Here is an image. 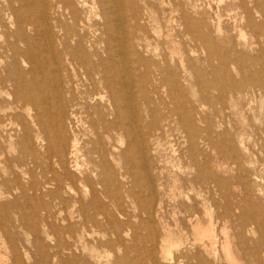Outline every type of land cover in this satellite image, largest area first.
Masks as SVG:
<instances>
[{
  "label": "bare ground",
  "instance_id": "1",
  "mask_svg": "<svg viewBox=\"0 0 264 264\" xmlns=\"http://www.w3.org/2000/svg\"><path fill=\"white\" fill-rule=\"evenodd\" d=\"M27 5L33 6L30 24L34 33L40 36L38 49L28 54L39 59V63L44 61V53L48 51L45 41L52 37L54 56L62 59L56 60L58 66L52 72L57 79L60 73L65 72L62 81L60 78L59 81L65 86L67 84L69 94L73 93L70 102L78 96L82 99V93H74V79L78 76L85 80L84 93L92 96L89 127L95 139L94 146L87 149L88 157L81 153L77 139L68 147L62 141H57L48 151L46 167L39 163L35 165L40 166L45 175L44 181L32 185L31 189H46L45 194L51 199L46 205L51 206H47L40 222L20 218L18 227H24L33 236L31 240L25 239L23 245L2 232L4 239L0 238V264H69L72 259L68 252L74 250V243L80 240L72 231L80 228L84 235L88 223L97 225L101 222L106 235L110 236L109 240L116 245L122 244V239L119 238L121 233L113 229V223L123 226L118 228L120 232L125 229L132 232V237L137 236L136 226L120 221L122 195L137 203L139 195L135 193V188L140 181L138 174L141 173V181L144 182L150 176L149 136L153 137V148L159 154V148L167 144V141H162L170 131V122L175 119L173 114H166L162 122L152 128V120L148 118L154 112V105L164 102V94L192 88L196 86L194 79L196 83L199 82V74L195 70V60H200L198 51L202 54L205 51L203 61L211 70L214 68L213 60H217L221 69L226 70V66H231L241 75L239 81L231 79L227 85L216 86L207 82L205 90H202L205 93L202 99L206 101L199 98L200 107L209 104L213 116L230 109L243 117L250 107V100L254 97L264 98V0H218V5H223L224 11H240L227 15L233 20L232 29L236 35L227 33L219 14L212 19L201 0H4L3 10L14 24H18L19 14ZM49 10H52L53 18L49 16ZM26 16L21 15L23 19ZM49 17L53 20L51 27H48ZM215 33L227 41L220 52L216 51L212 40ZM246 33L250 39L246 38ZM179 39L186 40L185 49L181 47ZM34 69L32 66L27 73L31 74ZM39 73L42 74L41 69ZM25 80L19 76L16 83L24 85ZM28 82L32 90L22 87L20 102L25 110L33 109L39 117L32 100L40 81L34 78ZM207 88L216 93L206 96ZM171 98L173 103L178 101ZM74 105L70 116H76ZM192 109L193 106L190 111ZM60 113L61 110H58L56 116L59 117ZM198 120L206 122L207 118ZM181 128L186 137H190V132L183 126ZM224 131V138L231 142L230 131ZM236 134L242 136L243 133L234 132L233 136ZM209 143L214 151L220 153L212 142ZM230 150L236 151L237 148L231 147ZM92 154H97L96 158H92ZM231 159V163L238 167L237 172L242 175L248 173L241 159V163L232 156ZM198 166L201 171L204 169L202 164L198 163ZM120 178L129 179L127 184L130 186L125 188ZM191 183H194L190 185L191 189L199 184L205 188L212 185L226 201L235 193L234 188L229 186V180L209 173H198ZM61 184L66 187L70 201L78 205L70 210V220L75 213L78 220L77 223L69 220L68 224L58 228L54 222L58 218L56 206L64 201L60 195ZM246 197L250 200L248 194ZM198 205H201L207 217L204 223L197 214ZM108 206H112L115 214L107 209ZM192 208L186 219L192 231L190 239L186 237L184 228L178 229L179 233L183 231L182 238H175L173 230L164 226V236L159 241L152 231L149 232V242L153 248L157 243L161 259L171 262L172 250L179 251L185 244L194 249L193 258L197 262L216 259L215 245L220 242L227 264H238L232 254V241L226 222L222 225L220 236L216 233V225L205 200L195 201ZM240 208V203L234 208L227 206L230 214ZM140 213L150 215L152 210L144 207ZM54 235L56 238L52 237ZM152 251L155 252V249ZM91 257L97 258L94 250ZM176 264L185 262L180 258Z\"/></svg>",
  "mask_w": 264,
  "mask_h": 264
},
{
  "label": "rangeland",
  "instance_id": "2",
  "mask_svg": "<svg viewBox=\"0 0 264 264\" xmlns=\"http://www.w3.org/2000/svg\"><path fill=\"white\" fill-rule=\"evenodd\" d=\"M201 1L212 19L217 18L219 14L223 27L228 30L227 33L236 35V31L232 29L233 20L227 16L231 12L224 11L223 5H218V0ZM3 3L4 0H0V238L4 239L2 232L3 234L5 232L9 238L12 237L23 245L25 239L31 240L33 236L24 227H18L20 218L24 217L28 222H40L47 206H51L46 205L51 200L45 194L46 189H31L32 185L44 181L43 169L35 165L39 163L46 167V162L49 161L48 151L57 141H62L68 147L77 139L81 153L89 156L87 149L94 146L95 139L89 127L90 106L93 101L92 96L84 93L85 80L78 76L74 79V93H82V99L78 96L76 100L70 102L73 93L69 94L67 84L65 86L59 81L60 79L62 81L65 72L60 73V79L54 77L52 72L58 66L56 64L58 56H54L52 37L47 39L48 42L45 41L48 51L44 53V61L39 63V59L28 54L36 52L40 37L34 33L30 24L33 20V6H25L23 12L19 14V23L14 24L13 19L3 10ZM239 12L235 10L231 14ZM21 15H27L26 19ZM49 16L53 18L52 10H49ZM50 17L48 27H51L53 22ZM94 19L96 18L93 17ZM215 34L212 40L216 51L220 52L227 41L225 37ZM246 38L250 39L247 33ZM179 40L182 43L181 47L185 49L186 40ZM239 51L242 49L239 48ZM198 54L200 60H195V70L199 74V82L196 83L194 79L196 86L186 87L182 91L167 92L163 95L166 96L164 102L161 105H154V112L148 118L152 120V128L157 127L166 114H173L175 119L170 122V131L162 141V143L167 141V144L159 148V154L153 148L155 147L152 143L153 137L149 136L150 176L147 182H144L141 181V173L138 174L140 181L135 188V193L139 195L137 203L122 195L120 221L136 226L137 236L132 237V232L125 229L120 232L118 228L123 226L119 227L118 223H113V229L121 233L119 238L122 239V244L116 245L109 240L110 236L106 235L101 222L97 225L88 223L84 235L80 228L72 231L76 239L80 240L74 243V250L68 252L72 259L69 264H176L180 258L185 264H227L220 242L215 245L217 258L204 259L200 262L193 258L194 249L189 244L183 245L179 251L173 249V260L169 262L161 259L157 243L153 248L149 242V232L152 231L155 239L159 241L164 236V226L173 230L175 238H182L183 231L179 233L178 229L184 228L186 237L190 239L192 231L186 219L193 211L192 205L201 199L205 200L210 208L218 235L222 236V225L226 222L232 241V254L237 263L264 264V98L254 97L250 100L248 104L250 107L246 109L243 117L240 113L231 112L230 109L213 116L209 104L199 106L198 99L201 98L200 101L205 99H202L205 84L209 82L215 83L216 86L227 85L231 83V79L239 81L241 75L231 66H226V70L221 69L217 60H213L214 68L211 70L207 62L203 61L206 58L205 51L203 54L198 51ZM185 55L189 56L187 53ZM32 66L35 68L34 71L32 70L31 74L27 73ZM19 76L26 79L23 81L24 85L16 83ZM34 78L40 81V84L36 85L38 90H35L36 95L32 100L34 107L38 109L39 117L36 116L35 110H25L20 102L21 88L32 90L28 80ZM206 90H208L206 96L216 93L210 88ZM171 97L178 101L173 103ZM75 103L78 105H74ZM73 105L76 116H70ZM191 105L193 109L190 111ZM58 110L62 113L59 117L56 116ZM201 117L207 118V121L200 122L198 119ZM181 126L190 132V137H186ZM225 129L230 131L231 142L224 138ZM234 132L243 134L233 136ZM146 138L148 143V134ZM209 141L220 150V153L211 148ZM231 147H236L237 150L231 151ZM96 156L97 154L91 155L92 158ZM231 156L239 163L241 159L248 173L242 175L237 172L238 167L231 163ZM198 163L203 165L202 171ZM198 173L204 175L209 173L229 180V186L235 190L233 197L226 201L212 185L205 188L199 184L191 189L190 185H194L191 180ZM238 174L241 176L236 177ZM120 181L124 183L125 188L130 186L127 184L129 179L120 178ZM246 194L250 200H247ZM60 195L64 201L56 206L58 218L54 223L58 228L69 223L70 210L78 207L68 198L64 184H61ZM238 203L241 208L233 210L230 214L227 206L234 208ZM144 207L152 210V213L142 215L140 211ZM107 209L114 213L112 206H108ZM197 214L203 223L207 221L201 205H198ZM73 216L70 222L77 223L76 213ZM42 237L45 238L44 235ZM52 237L56 238L55 235ZM92 250L97 255L96 259L91 257ZM8 256L11 257V254Z\"/></svg>",
  "mask_w": 264,
  "mask_h": 264
}]
</instances>
